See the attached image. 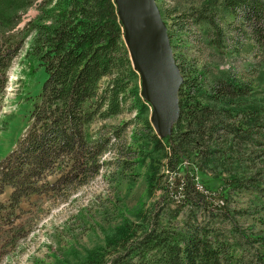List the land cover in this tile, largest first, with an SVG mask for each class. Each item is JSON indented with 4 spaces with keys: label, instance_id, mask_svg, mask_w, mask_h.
<instances>
[{
    "label": "trees",
    "instance_id": "trees-1",
    "mask_svg": "<svg viewBox=\"0 0 264 264\" xmlns=\"http://www.w3.org/2000/svg\"><path fill=\"white\" fill-rule=\"evenodd\" d=\"M180 6L159 8L177 25L167 28L172 48L187 23L219 43L216 17L227 14L245 19L264 51V0ZM123 35L114 0H0V110L17 59L23 75H44L26 98L25 132L0 160V194L11 189L0 202V232H13L24 200L67 198L113 152L111 181L143 176L145 195L159 191L158 199L116 226L103 246L85 249L79 264H264V88L225 70L186 69L173 53L183 77L179 115L159 137ZM124 113L131 117L118 120ZM19 233L2 250L14 248Z\"/></svg>",
    "mask_w": 264,
    "mask_h": 264
},
{
    "label": "rangeland",
    "instance_id": "rangeland-1",
    "mask_svg": "<svg viewBox=\"0 0 264 264\" xmlns=\"http://www.w3.org/2000/svg\"><path fill=\"white\" fill-rule=\"evenodd\" d=\"M180 1V7L191 2L160 0L157 4L166 11L177 7ZM34 13L31 10L29 15ZM164 20L168 29H176L171 16L167 15ZM216 21L222 28V38L219 43L210 44V40L216 39L212 32L207 37L198 25L185 24L186 31L175 40L172 48L178 63L186 69L205 67L213 72L229 71L241 81H250L263 89L264 51L254 46L246 30L245 19L219 14ZM19 60L9 70L0 110V160L11 152L25 132L30 109L26 98L39 91L44 79L42 69H37L32 76L23 75ZM150 111L152 113V106ZM129 117L130 113H124L118 120ZM130 130L131 127L127 128L123 134L128 135ZM164 132L161 130L158 133ZM126 138L129 140L128 136ZM102 159L107 164L100 174L67 198L34 195L22 202L23 212L9 229L19 231L18 235L24 233V236L14 242V248L6 246L7 249L2 250L5 249L3 242H13L10 236L13 232H0V264H79L85 256V249L103 246L106 235L116 226L127 218L136 221L138 212H143L158 199L159 191L150 198L145 195L143 176L136 177L134 182L123 180L118 185L111 181L115 155L109 152ZM172 178L170 176L169 179ZM10 191L7 187L0 194L1 203H7Z\"/></svg>",
    "mask_w": 264,
    "mask_h": 264
},
{
    "label": "water",
    "instance_id": "water-1",
    "mask_svg": "<svg viewBox=\"0 0 264 264\" xmlns=\"http://www.w3.org/2000/svg\"><path fill=\"white\" fill-rule=\"evenodd\" d=\"M114 1L132 67L140 75V94L152 106L150 123L164 137L179 115L178 90L183 81L166 24L155 0ZM161 130L165 132L158 133Z\"/></svg>",
    "mask_w": 264,
    "mask_h": 264
}]
</instances>
